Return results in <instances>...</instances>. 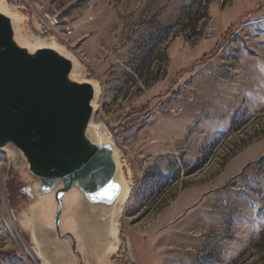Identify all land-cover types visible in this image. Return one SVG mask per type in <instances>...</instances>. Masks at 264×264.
<instances>
[{
  "label": "rangeland",
  "instance_id": "obj_1",
  "mask_svg": "<svg viewBox=\"0 0 264 264\" xmlns=\"http://www.w3.org/2000/svg\"><path fill=\"white\" fill-rule=\"evenodd\" d=\"M4 1L29 41L57 16L100 88L130 188L116 264H264V0ZM33 183L0 151V264H40L18 224Z\"/></svg>",
  "mask_w": 264,
  "mask_h": 264
},
{
  "label": "water",
  "instance_id": "obj_2",
  "mask_svg": "<svg viewBox=\"0 0 264 264\" xmlns=\"http://www.w3.org/2000/svg\"><path fill=\"white\" fill-rule=\"evenodd\" d=\"M12 15L0 13V151L20 157L34 181L19 227L40 264H116L125 206L117 164L129 181L104 127L89 129L95 83L75 78L73 57L18 47L27 16ZM110 183L119 188L112 202L90 199Z\"/></svg>",
  "mask_w": 264,
  "mask_h": 264
},
{
  "label": "bare ground",
  "instance_id": "obj_3",
  "mask_svg": "<svg viewBox=\"0 0 264 264\" xmlns=\"http://www.w3.org/2000/svg\"><path fill=\"white\" fill-rule=\"evenodd\" d=\"M0 13L14 20L13 15L10 12L9 7L7 6V4L5 3L4 0H0ZM14 42L18 45V47L25 48L26 50H28L29 53H33V51L35 49H38V48H49V49H52L53 51L57 52L61 56L71 57L70 54L68 53L67 49H65V47H63V46L48 43L46 40L38 39V38H36V40L34 42L33 41L29 42V41L25 40L24 38H22L18 31H16L14 33ZM72 61L74 63L73 65H75L76 61L74 59ZM92 85L94 87V93H95L94 100L92 102V106L94 107V110L96 111L100 88L96 84H92ZM99 127H100L99 125L94 124L93 120L90 122L89 129L90 128H99ZM106 140H108V142L113 145V142H112V140H110V138H107ZM117 166H118V173H117L115 179L118 183L124 185L123 186L124 192H123V195L120 199V208H122L121 206H124L129 199L130 190H129L128 186L125 184V181L123 180V177L121 175L120 165L117 164ZM121 211H122V209H120V212Z\"/></svg>",
  "mask_w": 264,
  "mask_h": 264
},
{
  "label": "built area",
  "instance_id": "obj_4",
  "mask_svg": "<svg viewBox=\"0 0 264 264\" xmlns=\"http://www.w3.org/2000/svg\"><path fill=\"white\" fill-rule=\"evenodd\" d=\"M41 23L35 28V36L40 39L55 38L58 42H65L66 39L72 34V31L67 26H63L61 20L57 16L51 14H44L41 17ZM62 28L61 32L55 33V29ZM216 28L211 24L208 25L204 32L202 42L214 34ZM126 243V242H125Z\"/></svg>",
  "mask_w": 264,
  "mask_h": 264
},
{
  "label": "snow or ice",
  "instance_id": "obj_5",
  "mask_svg": "<svg viewBox=\"0 0 264 264\" xmlns=\"http://www.w3.org/2000/svg\"><path fill=\"white\" fill-rule=\"evenodd\" d=\"M119 188L115 184H108L105 188H103L101 191L97 192L95 195L91 196L90 199L92 200H102V201H108L112 202L114 200V193L118 195Z\"/></svg>",
  "mask_w": 264,
  "mask_h": 264
}]
</instances>
